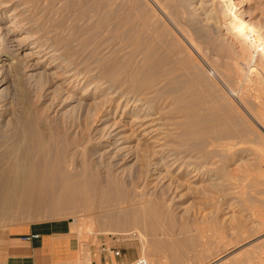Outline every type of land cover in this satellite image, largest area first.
Segmentation results:
<instances>
[{
    "label": "rangeland",
    "instance_id": "374dc122",
    "mask_svg": "<svg viewBox=\"0 0 264 264\" xmlns=\"http://www.w3.org/2000/svg\"><path fill=\"white\" fill-rule=\"evenodd\" d=\"M18 1L0 0L1 57L19 67L18 79L0 85V264L9 239L28 231L55 233L49 264H115L138 255L149 264H211L223 256L215 264H264V82L254 80L264 78V60L249 57L224 15L233 4L264 34V0H111L103 14L94 0ZM28 26L43 28L58 48L70 46L79 67L96 59L91 66L113 65L122 81L147 92L168 84L175 92L144 119L120 95L108 100L92 84L60 75L49 55L37 62L32 39L22 40ZM136 40L137 52L150 45L163 85L133 72L141 64L129 55ZM0 66L1 80L7 65ZM38 195L59 196L89 232L71 235L72 215L15 216L16 202ZM104 245L120 255L103 257Z\"/></svg>",
    "mask_w": 264,
    "mask_h": 264
},
{
    "label": "bare ground",
    "instance_id": "6f19581e",
    "mask_svg": "<svg viewBox=\"0 0 264 264\" xmlns=\"http://www.w3.org/2000/svg\"><path fill=\"white\" fill-rule=\"evenodd\" d=\"M18 1V0H17ZM22 1V0H21ZM96 4H94L96 6V9L93 7L91 8L89 6V10L92 11V13H95L97 10L98 14L100 13H105L107 10H111V5H112V2L111 0H103V3L101 0H94ZM212 1V0H211ZM210 1V2H211ZM228 3L230 2L229 0H227ZM226 1V2H227ZM19 2V3H18ZM15 2L18 3L17 5H20V4H23V8H24V1L23 2ZM92 2V1H91ZM159 2V1H158ZM192 2V1H191ZM209 2V1H208ZM94 2H92L91 4H93ZM102 3V4H101ZM204 3V2H203ZM232 4V1L230 2ZM229 3V4H230ZM252 3V2H251ZM87 4V3H86ZM85 4V5H86ZM90 4V3H89ZM90 4V5H91ZM101 4V5H100ZM225 4V3H223ZM238 4V3H237ZM193 5V4H192ZM235 5V4H234ZM21 6V7H22ZM201 6V5H200ZM211 6V5H210ZM216 6V5H215ZM225 6V5H223ZM15 8H17L15 5H14ZM85 7V6H84ZM165 7V6H163ZM188 7V6H187ZM13 8V11H15ZM20 8V6H19ZM18 8V9H19ZM225 8V7H224ZM22 9V8H21ZM92 9V10H91ZM95 9V10H93ZM163 9V8H162ZM226 10L224 11V15L227 16L228 18V21L226 23V25L229 26V30L231 31L232 34H234V38L236 39V41L238 40L239 44L243 47L244 50L248 51L250 53L249 57H252L253 54H257L258 56L261 57L262 60H264V34L260 32V30L254 25L252 24L250 21L248 22L246 19L243 18V15L242 13H238L236 12L237 11V8H233V4L232 5H228L226 6L225 8ZM257 9V8H256ZM259 9V8H258ZM264 9V8H263ZM83 9H81V13L84 11H82ZM154 10V9H153ZM165 10V8L163 9ZM203 10V9H202ZM206 9H204V12H205ZM26 12V9L23 10ZM21 11V12H23ZM86 11V10H85ZM88 11V10H87ZM88 12L87 15H91L92 13L91 12ZM167 11V10H166ZM199 12V10H198ZM263 12V11H262ZM14 13V12H13ZM16 13V12H15ZM80 13V14H81ZM91 13V14H90ZM152 13V12H151ZM160 13V12H159ZM164 13V11L162 12ZM201 13V12H200ZM199 13V14H200ZM41 14V13H40ZM86 14V13H84ZM166 14V13H165ZM165 14H164V17H165ZM15 15V14H14ZM19 15V14H18ZM47 15V14H46ZM82 16H85V15H82ZM93 16V15H91ZM90 17H88V19L86 21H91L90 20ZM167 16V15H166ZM169 16V15H168ZM173 16V15H171ZM213 16V15H212ZM9 17V16H8ZM12 17V16H10ZM161 17V15H160ZM195 17V16H194ZM16 18V17H13V19ZM166 18V17H165ZM168 18V17H167ZM183 18V17H182ZM12 19V18H11ZM12 19V20H13ZM148 19V18H147ZM156 19V18H155ZM159 19V17H158ZM157 19V20H158ZM203 19V18H202ZM262 19V18H261ZM10 20V19H9ZM17 20V19H16ZM14 20V21H16ZM19 20V19H18ZM21 20V19H20ZM19 20V22H20ZM162 21V19H160ZM164 20V19H163ZM169 20V19H168ZM214 20V19H213ZM127 21V20H126ZM146 21V19H145ZM183 21V20H182ZM216 21V20H215ZM96 22V21H95ZM128 22V21H127ZM147 22V21H146ZM160 22V21H159ZM167 22V20H166ZM165 22V23H166ZM169 22V21H168ZM187 22V21H186ZM199 22V21H198ZM207 22V21H206ZM10 23V22H9ZM13 23V22H12ZM17 23V22H16ZM89 23V22H88ZM93 22H90L91 24V27L92 29H95V30H99V28L97 29L96 27H99V24L98 22L94 23L96 25H92ZM170 23V22H169ZM169 23H166V24H169ZM89 24V26H90ZM142 23L140 22V25ZM158 24V23H156ZM173 24V23H172ZM185 24V23H184ZM189 24V23H188ZM187 24V25H188ZM207 24V23H206ZM12 26V29H16L15 25H11V24H8L7 26ZM18 25V24H17ZM21 25V24H20ZM19 25V26H20ZM164 25V23H163ZM170 25V24H169ZM214 25V24H213ZM257 25V23H256ZM18 26V27H19ZM147 26V24H146ZM168 26V25H167ZM170 26H173V25H170ZM24 27V26H23ZM27 27V26H26ZM29 27V26H28ZM90 27V28H91ZM141 27H143L141 25ZM148 27V26H147ZM158 27V25H157ZM174 27V26H173ZM212 27V26H211ZM215 27V26H214ZM31 27H29V30L27 29V33H29V36H24L22 35L24 38L22 40L25 41V39H32L31 41V46L29 47H34V50H32L33 52H31V54H35L37 56H40L41 58H38L37 59V62H40L44 59H46L44 56L45 55H49V58L53 61L56 62L57 64V67H59L58 69H60V75H63V77H71L70 79H73L72 81H76L77 78L79 79H82L84 82H86L85 84H88L87 86H92L93 87V93L94 92H102V94L105 96H108V100H109V97H113L114 95H120V98L123 99V100H126V103L129 101H131V104H133V106H137V107H140L138 109V111H142L143 115H144V119H147V117L152 113V112H158V110H160V106L157 107V110L155 109L156 108V103L159 102V104H164V102H169L168 99H169V96H170V93L171 92H175L173 90H169L168 91V88L170 87V85L168 84L169 82L167 81L166 85L168 84L169 87L166 86L165 89H155V91L152 93V92H147V90H144L143 88L141 89V85H138V82L135 83H128L129 81L127 80L126 82L125 81H122L119 77H118V73L116 71H114L113 69V65L111 66L110 64L105 66L103 65L102 63H99L97 64L96 66H91L92 65V62H94L96 59H90L88 61V63L86 65H83L81 67L77 66L74 64L73 60H71L69 57L72 55V49L70 48V46H67L66 44L65 45H60L62 46V49L57 46H55V39L53 40L52 37L48 36V34H46L47 32H45V34H42L43 33V28H39V29H36V30H31L30 29ZM89 28V29H90ZM171 28V27H170ZM1 29V28H0ZM19 29V28H18ZM174 29V28H172ZM227 29V28H226ZM11 30V29H10ZM42 32H41V31ZM94 30V31H95ZM218 30V29H217ZM228 30V31H229ZM16 31V30H15ZM19 30H17L18 32ZM39 31V32H38ZM92 31V30H91ZM175 31V30H174ZM9 31H7V34L6 36H11V34H8ZM151 32V31H150ZM157 32V31H156ZM172 32V31H171ZM38 33V34H37ZM52 33V32H51ZM60 33V32H59ZM149 33V32H147ZM154 33V32H153ZM4 34V35H5ZM86 34V33H85ZM5 36V37H6ZM21 36V37H22ZM52 36V35H51ZM155 36V35H154ZM219 36V35H218ZM20 37V38H21ZM63 37V36H62ZM7 38V37H6ZM19 38V37H18ZM17 38V40H18ZM87 38V37H86ZM137 38V37H136ZM150 38V37H149ZM16 39V38H14ZM73 39V38H72ZM75 39V38H74ZM79 39V38H78ZM85 39V38H84ZM189 39V38H188ZM191 39V38H190ZM222 39V38H221ZM1 40H4V39H0ZM10 40V39H9ZM16 40V41H17ZM82 40V39H81ZM80 40V41H81ZM132 40V39H131ZM147 40V39H146ZM7 41V40H6ZM11 41H14L11 39ZM187 41V40H186ZM222 41V40H221ZM235 41V40H234ZM10 42V41H9ZM15 42V41H14ZM26 42V41H25ZM150 42V39L149 41ZM153 42V41H152ZM190 42V43H189ZM2 43V41H1ZM7 43V42H6ZM22 43V42H20ZM60 43V42H59ZM80 43V42H79ZM85 43V42H84ZM131 43L133 44V46H129L130 48L132 47V49H130L129 51V55L131 56H135L137 55L139 57V61H141V64L140 65H137L136 69H134L135 72L137 75L138 73L142 72L143 71V75L145 76V78L149 81V82H154L153 85L157 86L159 85V83L165 78V74L158 71L157 69H155V66L157 67V63L153 62V61H150L149 60V47H146V45L144 46V48L142 50H140V52H137V48L135 49L134 47L135 46H138L137 44V40L134 41V43L131 41ZM151 43V42H150ZM188 44L194 46L195 44H193V42H191L190 40H188L187 42ZM228 43V42H226ZM225 43V44H226ZM237 43V42H236ZM3 44V43H2ZM9 44V43H8ZM83 44V43H82ZM143 44V43H142ZM148 44V43H147ZM230 44V43H228ZM227 44V45H228ZM234 44V42H233ZM19 45V44H18ZM189 45V46H190ZM226 45V47H228ZM6 46V44L4 45V47ZM17 46V44H16ZM152 46V45H151ZM157 46V45H156ZM189 46H187L189 48ZM225 46V45H224ZM230 46V45H229ZM1 47V46H0ZM3 47V46H2ZM155 47V46H154ZM232 47V46H231ZM9 49V47H7ZM11 48V47H10ZM17 48V47H16ZM142 48V46H141ZM191 48V47H190ZM223 48V46H222ZM233 48V47H232ZM2 49V48H0ZM6 49V50H8ZM138 54L135 53V50ZM140 49V47H139ZM151 49V48H150ZM230 49V47H229ZM228 49V50H229ZM235 49V48H234ZM64 50V51H63ZM155 50V49H154ZM153 50V51H154ZM193 50V49H192ZM196 50V49H195ZM227 50V51H228ZM10 51V50H9ZM231 52V49L229 50ZM6 52V51H5ZM149 52V53H148ZM49 53V54H48ZM155 53V52H154ZM28 52H26L25 55H27ZM151 54V53H150ZM12 55V54H10ZM29 56H32L30 55L29 53ZM29 56H26L29 58ZM0 57H1V51H0ZM210 57V56H209ZM259 57V58H260ZM9 58V57H8ZM12 58V56H11ZM48 58V59H49ZM2 62H5V64L7 65V70L4 72V77H2V79L0 80V85L3 84V83H7L8 81H14L16 78L18 79V71H19V67H18V63L17 61L13 62V61H10L9 59L7 60V58H2L1 57V60ZM200 61V60H199ZM50 62V61H48ZM47 62V64H48ZM54 62V63H55ZM96 62V61H95ZM102 62V61H101ZM27 63V62H26ZM51 63V62H50ZM29 64V63H28ZM94 64V63H93ZM101 64V65H100ZM105 64V63H104ZM32 65V64H31ZM30 65V66H31ZM34 65V64H33ZM39 65V64H38ZM225 66V65H224ZM253 65H251L252 67ZM4 67V66H3ZM32 67V66H31ZM30 67V68H31ZM56 67V68H57ZM1 68V66H0ZM34 68V67H33ZM113 68V69H112ZM159 69V67H157ZM215 69V68H214ZM258 69V68H257ZM1 70V69H0ZM3 70V69H2ZM1 70V72H2ZM219 70V68H218ZM217 70V71H218ZM259 70V69H258ZM206 71V70H205ZM223 71V69H222ZM221 71V73H223ZM216 72V71H214ZM226 72V71H225ZM134 73V74H135ZM218 73V72H217ZM220 73V71H219ZM220 73V75H221ZM261 73V71H260ZM264 73V72H263ZM141 74V73H140ZM225 74V73H223ZM120 75V73H119ZM132 75V74H131ZM143 75H139V79L142 77L143 78ZM218 75V74H217ZM227 75V74H226ZM225 75V76H226ZM264 75V74H262ZM135 76V75H134ZM167 76V75H166ZM224 76V75H222ZM228 76V75H227ZM226 76V78H228ZM62 77V76H61ZM137 77V76H136ZM135 77V78H136ZM234 77V76H233ZM258 79H254L255 81L256 80H259L260 82L263 81L264 82V78L263 77H256ZM67 79V78H66ZM134 79V78H133ZM138 79V81H140ZM81 80V81H82ZM136 80V79H135ZM131 81V80H130ZM17 82V81H16ZM132 82V81H131ZM141 82V81H140ZM257 82V81H256ZM13 84V83H12ZM140 84V83H139ZM145 84V83H144ZM162 84V83H160ZM188 84V83H187ZM263 84V83H262ZM75 85V83H74ZM163 85V84H162ZM162 85H160V87H162ZM152 88L154 86L150 85ZM155 86V87H156ZM6 87V86H4ZM2 87V89L4 88ZM147 87V86H146ZM179 87V86H178ZM188 87V86H187ZM159 88V87H158ZM163 88V87H162ZM171 88V87H170ZM180 88V87H179ZM178 88V89H179ZM86 88L82 89V95L83 93L87 90H85ZM154 89V88H153ZM151 89V90H153ZM175 89V88H174ZM143 90V91H142ZM177 92V91H176ZM151 93V94H150ZM169 94V96H167ZM172 95V94H171ZM174 95V93H173ZM166 97H168V99H166ZM171 97V96H170ZM175 97V96H174ZM257 97V96H256ZM172 98V97H171ZM177 97H175L176 99ZM6 99V98H5ZM174 99V100H175ZM178 99V98H177ZM176 99V100H177ZM111 100V99H110ZM179 100V99H178ZM259 101V100H258ZM108 102V101H106ZM166 102V104L168 105V103ZM166 104H165V107H166ZM171 104V103H169ZM177 106V105H176ZM190 106V105H189ZM189 106L187 108H189ZM95 107V106H93ZM177 108H180V107H177ZM181 108H183L181 106ZM143 109V110H142ZM184 109V108H183ZM186 109V108H185ZM237 109V108H236ZM181 110V109H180ZM96 111V110H95ZM99 111V110H97ZM96 111V114L94 113L95 117H97L96 115H98ZM184 112V110L182 111ZM186 112V111H185ZM188 114V111L187 113L183 114L184 116L186 115L187 116ZM190 114V113H189ZM188 114V115H189ZM141 115V114H140ZM192 115V114H190ZM193 116V115H192ZM191 116V117H192ZM154 117H157L158 119H160L158 116H154ZM153 117V118H154ZM189 116V118H191ZM152 118V116H151ZM156 118V119H157ZM188 118V119H189ZM155 119V120H156ZM153 120V119H151ZM144 121V120H142ZM193 121V120H192ZM195 121V120H194ZM155 123V122H153ZM152 123V124H153ZM157 123V122H156ZM158 124V123H157ZM150 125V124H149ZM261 148V151L259 153V155L264 158V148L260 147ZM170 151V152H169ZM166 152L169 153V156L171 155H174L175 152H173L171 149H167ZM168 157V156H167ZM174 157V156H173ZM172 157V158H173ZM169 159V158H168ZM171 159V158H170ZM176 161V160H175ZM25 196V195H24ZM23 198V197H21ZM21 200V199H20ZM15 207V211L14 213H16L15 216L19 215V218H23L25 221L26 220H35V221H47V220H52V219H56V218H61V217H65V216H68V215H72V219L76 222L75 223H72L70 225V234L71 235H75L77 236L78 238L80 236H82L83 232H89V225H88V222L87 220L83 217V218H80L79 215H74V212L72 211L71 207H69V205H67L66 203L62 202L60 199H59V196L55 195H38V196H26L24 197V200L21 202H16L12 208ZM9 208V207H8ZM11 208V209H12ZM14 210V209H13ZM9 211V210H8ZM12 213V212H11ZM7 215V213H6ZM5 216V215H4ZM12 217V219L14 220L15 217H13L12 215L10 216ZM8 220V219H7ZM10 220V218H9ZM21 221H23L22 219H20ZM115 230V229H114ZM112 231V230H111ZM120 231V230H119ZM107 232V231H106ZM118 232V231H117ZM90 234V233H89ZM112 234V233H111ZM122 235V231H120V233ZM110 235V234H109ZM113 235V234H112ZM74 237V236H73ZM45 244L49 247V246H52L53 244V241L52 239L50 240L49 238H47L45 240ZM232 254V253H231ZM234 255V254H233ZM223 258H225V256L223 257H218L216 258L215 260H213V262L211 264H215L217 263L218 261L220 260H223Z\"/></svg>",
    "mask_w": 264,
    "mask_h": 264
},
{
    "label": "crops",
    "instance_id": "0c3cea01",
    "mask_svg": "<svg viewBox=\"0 0 264 264\" xmlns=\"http://www.w3.org/2000/svg\"><path fill=\"white\" fill-rule=\"evenodd\" d=\"M21 234V233H20ZM19 234V235H20ZM53 232L40 233V238L25 242L18 237L10 238L7 244L5 264H49L53 261V251L45 244L47 238H54ZM55 239V238H54ZM66 251L65 247H62ZM127 258L115 260V264H122ZM112 264V263H111Z\"/></svg>",
    "mask_w": 264,
    "mask_h": 264
},
{
    "label": "built area",
    "instance_id": "2783aa9c",
    "mask_svg": "<svg viewBox=\"0 0 264 264\" xmlns=\"http://www.w3.org/2000/svg\"><path fill=\"white\" fill-rule=\"evenodd\" d=\"M39 238L40 233L38 231H28L19 235V239L25 242H30ZM100 250L103 257H105V253L107 252L113 257H118L120 255V250L115 247H106L104 245L100 247ZM122 264H149V261L146 257L138 255Z\"/></svg>",
    "mask_w": 264,
    "mask_h": 264
}]
</instances>
